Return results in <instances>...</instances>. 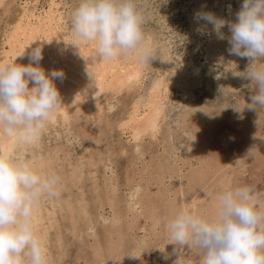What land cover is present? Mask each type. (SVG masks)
I'll return each instance as SVG.
<instances>
[{"label": "rangeland", "instance_id": "rangeland-1", "mask_svg": "<svg viewBox=\"0 0 264 264\" xmlns=\"http://www.w3.org/2000/svg\"><path fill=\"white\" fill-rule=\"evenodd\" d=\"M66 1L72 7L71 9H75L79 4V0ZM136 3L138 10L144 17V32L146 33L149 30L148 28H153L164 40L163 44L168 40L172 41L171 52L176 60L184 59V64L186 61L188 63L191 61L194 64L192 65L194 68L190 70L192 75L190 74V78L187 77L186 80L188 79L191 85L196 86L186 96L182 95L178 88L172 90L169 104L171 111L167 121L169 128L173 127V131L176 128V135H173L171 143L163 144L162 140L164 139L162 136L157 141L146 137L141 143L140 151H138L135 143L128 140V135L121 134L117 127V120L128 109L133 98V94L125 92L123 95H119L117 99L112 98L109 101L113 105L105 110V116H108L107 118L110 120L109 125L105 121L100 122L102 121L101 118L96 116L95 119L90 118L87 124H84L86 133L81 131L79 124H73L69 128L60 127L59 133H53L52 138H55L54 140L46 137L45 133L43 134L42 150L48 148L47 151H52L56 150L57 146L63 145V151L65 152H62L59 156L65 166H68L70 156L72 160H77L83 156L92 157L93 155L96 160V165L92 170L83 165V177L78 184L80 190L74 189L73 195L82 191L87 198H91L95 195L93 192L95 184L101 189H105L106 183H110L112 178L117 181L116 185L119 189L117 197H113L111 201L107 198H104V202L98 200V204L92 209L93 217L97 221L95 222L93 219V229H90L88 233L83 236L79 235L77 239L70 230L64 229L62 231L63 242L70 247L67 260L63 264H75L76 259L74 258H76L80 248L85 249L84 253L80 255V264H89L91 245L99 241L98 238L102 242L108 238L107 224L109 221L114 222L115 216L120 218V223L115 227V232L122 229L127 233V247L133 246L135 235L140 238L144 236L147 244L143 251L145 254L142 253L141 257L146 263L152 264L154 256L156 258L159 255L163 259V262L159 264H169L168 261L173 259V256L175 257L173 262H175L179 255L178 252L174 251L176 245L167 244L168 235L164 233L165 217L169 213L168 208L173 205V199L167 195L166 197L169 198V202L172 204H166L163 201L165 198L162 195L160 196L161 190H165L168 186L172 187V180L174 181L173 185H175L174 189L184 185L188 191L190 189H188L187 181L193 178V175L198 174V178L202 179V186L207 190L213 187L214 191V189H221L219 179H224L222 175L231 173L233 174L231 186H251L258 193L257 197L264 201V139L259 138V136H264V109L249 110L247 107L243 108L246 103H251V97L258 90L253 86L252 81L246 77L247 70L253 60L247 57L235 56L229 52L231 47L229 43L231 36L229 24L237 20V13L241 9L243 0H136ZM203 12L214 13L218 18L226 21V26L221 29V32L225 35L224 39L218 38L212 24L197 20V13ZM0 13L2 14L3 11ZM14 15V11L9 17H6L4 13L2 14L0 38H2L6 21L11 22V16ZM156 20H158V23L155 22ZM69 24L72 26L71 18ZM215 46L218 47L217 52L212 50ZM215 68H217L215 72L217 75L214 73ZM154 71L157 72L156 68L149 76H152ZM197 82H200V84H197ZM148 84L149 81L146 82V86ZM177 103L181 107L177 108L179 106ZM195 104L202 108V112L196 115L198 118L194 123L195 126L200 127L187 130L191 134L195 133L194 135H197L199 131L203 137L198 141L190 139L191 142L189 143L192 144H188L183 141L188 136L185 133L183 134L184 127L181 126L178 114L180 111L192 109ZM237 107L241 110H237ZM95 122L97 126H94ZM169 128L168 126L165 127L166 130ZM240 133L244 136H241ZM254 140H257L258 145ZM190 145H193V147ZM199 145L201 146L200 150ZM250 150L252 152L259 151L254 152L256 160L253 159L254 157L247 156ZM201 156L204 161L199 159ZM178 159L179 161H176ZM258 161H261V163L259 164ZM84 162L85 159H82V164ZM178 165L180 168H178ZM165 166L166 168H163ZM167 166L169 170H172V168L176 170L173 179L168 174L162 177V173L168 169ZM143 170H146L145 173L143 176L139 174L135 183L138 181L140 184L145 185L139 191L138 196L136 195L132 200L130 193L132 188L137 185L134 184V181H129L127 177L129 174H135ZM179 175L183 178L182 180H180ZM141 177H144V179H141ZM159 197L161 198L160 201L158 200ZM208 199L210 198L208 197ZM137 201L138 204H134ZM130 204L137 207L138 211H135V215L132 213L133 210H127ZM138 205H142L143 208ZM147 206H151L153 210L156 207L158 208H156V212L160 213L157 229L159 231H154L153 227L150 226L156 220V215L154 218L149 211H145L144 208ZM118 211L121 212L119 215H117ZM81 225H83V222ZM95 234L99 237H95ZM115 235L117 237L116 233ZM54 244L51 247L52 249ZM158 247H165V251L169 252V256L165 251L162 253ZM184 253L186 257L194 262L193 264H197L198 252L185 249ZM164 255L170 257L169 260H165Z\"/></svg>", "mask_w": 264, "mask_h": 264}, {"label": "bare ground", "instance_id": "bare-ground-1", "mask_svg": "<svg viewBox=\"0 0 264 264\" xmlns=\"http://www.w3.org/2000/svg\"><path fill=\"white\" fill-rule=\"evenodd\" d=\"M71 8L72 7L66 0H0V12L3 11L6 17H9L13 11L15 14L14 16H11V22L6 21L2 32V38H0V64L15 62L17 64L27 65L30 63V54L33 49L41 46L43 48V60L40 61V65L45 69L46 73H50L53 70H63L64 72V77L62 79L55 80L56 86L60 92L61 105L51 116V119L40 138L32 144H24L15 138L6 142V146L14 158L20 160H34L45 172H55L61 177V182L57 187L58 194L42 198L34 213L35 223L48 250L50 264H63L64 261L67 260L68 253L70 252H68V249L70 248L69 245H66L63 242L62 231L64 229L70 230L75 238L79 237V235L83 236L85 233H88L90 229H93V219L95 222L97 221V219L93 217L92 209L98 204V200L104 202V198H107L111 201L113 197H117L119 189L116 185L117 181L112 178L110 183H106L105 189H101L95 184L93 186V192L95 195L91 198H87L82 191L73 195L74 189L80 190L78 184L83 177V165L92 170L96 165V160L93 158V155L92 157L83 156L77 160H72V157L70 156L69 158L71 159L68 162V166H65L63 162H61L62 158L59 156V154L65 152L63 151V145L57 146L56 150L52 151H47L49 150L48 148L42 150L41 142L43 134L45 133L47 135L46 137L52 138L53 133H59L60 127L69 128L73 126V124H79L81 131L84 132V124H87L90 118L95 119L96 116L101 118L102 121L99 120L100 122L105 121L107 125H109L110 120L107 118L108 116H105L106 108L113 106L109 101L112 98L117 99L119 95H123L125 92L133 94V98L129 103L128 109H126L124 114L117 120V127L121 134L128 135V140L135 143L138 151H140L141 143L146 137H149L153 141H157L159 137L162 136L164 139L162 140L163 144L171 143V141H173L172 137L176 133V128H174L175 131H173V127L169 128L167 121L169 118L168 115L171 111L169 109V104L171 101L172 90L178 88L180 89L181 94L186 96L190 90L196 86L191 85L188 79L186 80L187 77L190 78V70L194 68L192 66L194 64L191 61H189V63L186 61L184 64V59L176 60L171 52V48L173 47L172 41L168 40L163 44L164 40L153 28H148L149 30L145 34L151 41L153 47L159 51V54L162 57L158 55L151 61V64L147 66L139 64L132 57L100 60L95 57L94 49L90 45L82 46L81 50L86 58L83 57L77 47L71 43L65 42V40L71 42L75 39L72 32V26L69 24L74 11V8ZM2 14L0 13V22L2 21ZM158 20L155 22L158 23ZM46 40L51 42H47ZM212 50L217 52L218 47L215 46ZM220 60L222 61V59ZM182 64L186 66H183V68ZM153 66L154 69L156 68L157 72L154 71V74L149 76L154 70ZM214 70L215 73L217 68ZM90 72L96 77L98 87L94 84ZM215 75L217 74L215 73ZM148 81L149 84L146 86V82ZM198 83L200 84V82H197V84ZM33 86L34 82L29 81V87ZM177 104L179 105L177 108L181 107L179 103ZM201 112L202 108L198 104H195L192 109L190 108L180 111L178 114L181 126L184 127L183 134L185 133V135L188 136L186 140H183V138L182 140L188 144H192L189 143L191 142L190 139H192V141H198V139L203 137L199 131L197 135L188 132L191 128L200 127L195 126L194 123L198 118L196 115ZM94 126H97L96 122ZM167 126L169 128L168 130L165 129ZM86 132L87 131L84 133ZM240 135L242 136L243 134L240 133ZM92 138L95 140L94 137ZM52 139L54 140L55 138ZM248 140L250 141V139ZM256 141L257 140H254L255 143ZM98 143L100 144V142ZM190 146L193 147V145ZM200 149L201 146L199 145V150ZM82 159H85L83 164ZM199 159L204 161L202 156L199 157ZM176 161H179V159ZM261 161H258L259 164ZM67 167L69 168L68 170ZM163 168H166V166ZM178 168H180L179 165ZM145 171L146 170H143L135 174L132 173L127 177L129 181H134V184L137 185L135 188H132L130 193L132 200H134L136 195L138 196L140 193L139 191L142 190L145 185L140 184L138 181L135 183L137 176L139 174H142L141 176H143ZM174 173H176L175 168L169 170L168 167V169L162 173V177H165L168 174L169 177L173 179ZM180 176L181 175H179V177ZM222 176L224 179H219L221 189L226 186H231L233 174L229 173ZM141 179H144V177H141ZM182 179L183 178L180 177V180ZM198 179V174H196L193 175V178H190V180L187 181L188 189H190L188 191L184 185H180V187L174 189L175 185H173V180L171 181L172 187L168 186L165 190L160 191V196L162 195L165 198L163 200L164 203L172 204L169 202V198L173 199V205L168 208L170 214L168 213L165 218L172 216L176 210L181 207L190 208L198 213H211L213 211V202L206 197V192L203 190L206 188L201 184L202 179H199V181ZM221 189H214L213 191L212 187L206 190L215 193ZM257 194L258 193L255 192L256 197ZM167 195L169 198L166 197ZM158 200L160 201L161 198L159 197ZM134 204L137 205L138 201L134 202ZM138 206L143 208L142 205V207L140 205ZM156 208L153 210L151 206H147L144 209L145 211H149L150 215L154 218L156 215V220L153 221L154 223L150 226L153 227L151 228L154 231H159L157 229L159 227L160 213L156 212ZM127 210H133L132 213L134 215L135 211H138L137 207L132 204H130ZM120 213L121 212L118 211L117 215ZM113 220L116 224L112 221H109L107 224L108 238L104 241L105 243L102 242V240L100 241V238H98L99 235L95 234V237H97L99 241L96 240L97 242L91 245V259L88 263L147 264L148 262L146 263L141 257L147 244L144 236H141L140 238L135 235L133 238L135 241L133 246L127 247V233L122 229L115 232V227L120 223V218L115 216ZM82 222L83 225H81ZM115 233L117 234V237ZM164 233H167L166 230ZM53 243L55 244L52 249L51 247L53 246ZM84 251L85 249L83 248L79 249V253L76 254V258H74L76 259L75 264H80V255L83 254ZM131 253L138 255L139 258H132ZM165 253L169 256L168 251H165ZM159 256L156 258L154 256L152 264L163 262L161 255ZM174 258L175 257L173 256V259ZM173 259L168 261L169 264L174 263ZM197 264H199V259Z\"/></svg>", "mask_w": 264, "mask_h": 264}, {"label": "clouds", "instance_id": "clouds-1", "mask_svg": "<svg viewBox=\"0 0 264 264\" xmlns=\"http://www.w3.org/2000/svg\"><path fill=\"white\" fill-rule=\"evenodd\" d=\"M196 18L212 24L218 38L224 39L225 20L211 12L197 13ZM143 24L136 0H79L71 17L75 39L65 42L77 47L83 57L82 46L90 45L100 60L132 57L147 66L162 56ZM229 28L230 54L253 60L246 77L258 90L243 108L262 110L264 0H243ZM42 60L43 48L38 46L27 65L0 64V264H50L34 213L42 198L58 194L61 177L45 172L34 160L14 158L6 146L13 138L24 144L36 142L61 105L55 80L62 79L64 72L46 73ZM90 75L98 87L96 77ZM248 156L256 158L251 150ZM203 190L213 202L211 213L181 207L165 220L167 244H175L174 251L179 253L174 264H193L185 249L198 252L199 264H264V201L256 197L255 189L241 185L215 193ZM158 248L165 251V247ZM132 258L139 256L132 254Z\"/></svg>", "mask_w": 264, "mask_h": 264}]
</instances>
